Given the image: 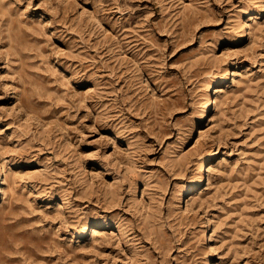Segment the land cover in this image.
I'll return each mask as SVG.
<instances>
[{"label": "rangeland", "instance_id": "1", "mask_svg": "<svg viewBox=\"0 0 264 264\" xmlns=\"http://www.w3.org/2000/svg\"><path fill=\"white\" fill-rule=\"evenodd\" d=\"M0 176V264H264V0H0Z\"/></svg>", "mask_w": 264, "mask_h": 264}, {"label": "bare ground", "instance_id": "2", "mask_svg": "<svg viewBox=\"0 0 264 264\" xmlns=\"http://www.w3.org/2000/svg\"><path fill=\"white\" fill-rule=\"evenodd\" d=\"M209 102L210 101H208V104H207V106L209 105ZM201 138V135H199V137H198V139H200ZM3 177V176H2ZM2 177L0 176V182H1V180H2ZM203 181V175H202V178H201V180H200V183ZM194 186H192L191 188H193ZM187 191H186V189H184L183 190V195L182 196H185V195H187V193H186Z\"/></svg>", "mask_w": 264, "mask_h": 264}]
</instances>
